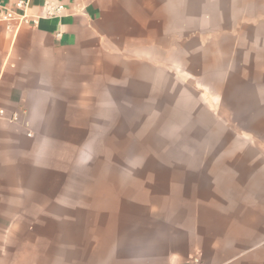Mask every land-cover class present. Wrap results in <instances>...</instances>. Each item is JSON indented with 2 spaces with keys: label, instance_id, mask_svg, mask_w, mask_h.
Segmentation results:
<instances>
[{
  "label": "crops",
  "instance_id": "0c3cea01",
  "mask_svg": "<svg viewBox=\"0 0 264 264\" xmlns=\"http://www.w3.org/2000/svg\"><path fill=\"white\" fill-rule=\"evenodd\" d=\"M20 1L0 3L20 15ZM27 13L37 27L0 22V264H264V0ZM193 72L188 118L212 114L213 160L127 182L120 138L136 133L110 107L157 103L145 90L185 89Z\"/></svg>",
  "mask_w": 264,
  "mask_h": 264
},
{
  "label": "rangeland",
  "instance_id": "374dc122",
  "mask_svg": "<svg viewBox=\"0 0 264 264\" xmlns=\"http://www.w3.org/2000/svg\"><path fill=\"white\" fill-rule=\"evenodd\" d=\"M150 92L156 97L157 103L127 105L118 110L111 106L109 109L111 115L123 112L126 120L121 124L126 132L136 133V136L120 138V156L125 160L127 182L134 176L144 180L152 176L153 172L159 171V167L163 168L169 164L196 167L197 162L204 159L213 160L212 152H204L213 150L214 128L213 120L210 119L212 114L201 111L195 120L188 118L193 113H198L199 108L197 102L200 86L197 72L191 73L188 87L185 89L173 92L169 89L145 90L147 97ZM186 110L190 115L182 114ZM109 123L110 128H114L113 121ZM97 139L100 138H79V145L84 144L81 143L83 140L89 141V145L96 144ZM103 139L106 140L104 144L109 146L108 156H116L113 149L116 138ZM131 170L135 173H131ZM78 188L82 190L86 186L78 184Z\"/></svg>",
  "mask_w": 264,
  "mask_h": 264
},
{
  "label": "built area",
  "instance_id": "2783aa9c",
  "mask_svg": "<svg viewBox=\"0 0 264 264\" xmlns=\"http://www.w3.org/2000/svg\"><path fill=\"white\" fill-rule=\"evenodd\" d=\"M28 7H29V0L20 1L17 4V8L21 11L22 14L17 15L15 12L7 11L3 8L0 3V22H6L10 25V23L18 22L19 25H27L31 27L38 26V19H31L28 16ZM65 9L64 5H58L52 11L55 13H60ZM60 37V35H58ZM0 115H4L3 111H0ZM14 120H17V116L15 115Z\"/></svg>",
  "mask_w": 264,
  "mask_h": 264
}]
</instances>
